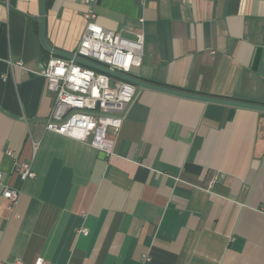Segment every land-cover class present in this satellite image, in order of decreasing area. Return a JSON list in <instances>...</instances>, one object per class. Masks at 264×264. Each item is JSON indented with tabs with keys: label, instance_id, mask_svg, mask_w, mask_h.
Instances as JSON below:
<instances>
[{
	"label": "crops",
	"instance_id": "0c3cea01",
	"mask_svg": "<svg viewBox=\"0 0 264 264\" xmlns=\"http://www.w3.org/2000/svg\"><path fill=\"white\" fill-rule=\"evenodd\" d=\"M87 8L0 0L1 263L264 264V112L138 87L110 158L45 129L40 72L74 53ZM95 15L142 35L138 80L264 106V0H100Z\"/></svg>",
	"mask_w": 264,
	"mask_h": 264
},
{
	"label": "built area",
	"instance_id": "2783aa9c",
	"mask_svg": "<svg viewBox=\"0 0 264 264\" xmlns=\"http://www.w3.org/2000/svg\"><path fill=\"white\" fill-rule=\"evenodd\" d=\"M99 1L84 0L88 6L83 14L85 26L72 55L119 74L132 76V70L141 65L143 37L136 34L134 39H127L97 25L95 6ZM13 65L20 66L21 63L15 62ZM40 76L45 79L47 89L55 94L53 109L45 129L85 143L102 153L105 158H110L121 125L118 114L133 101L136 87L73 60L62 58L48 59ZM5 154L14 156V152L9 149ZM16 171L23 182L35 178L32 167L26 162L17 163ZM2 196L10 204H14L19 192L5 186ZM80 233L85 236L88 234L84 229ZM33 264L49 263L36 257Z\"/></svg>",
	"mask_w": 264,
	"mask_h": 264
},
{
	"label": "water",
	"instance_id": "95a60500",
	"mask_svg": "<svg viewBox=\"0 0 264 264\" xmlns=\"http://www.w3.org/2000/svg\"><path fill=\"white\" fill-rule=\"evenodd\" d=\"M42 1V0H41ZM40 22H41V34L43 33V8L41 5V13H40ZM42 39V43L46 46L45 42H44V38L43 35L41 37ZM56 55L69 59V60H73L74 62L87 66L89 68H92L94 70L100 71L102 73H105L109 76L124 80L126 82L131 83L132 85H134L136 88H147V89H154V90H158V91H162V92H166L169 94H173V95H177V96H181V97H185V98H191V99H197V100H203V101H207V102H212V103H218V104H225V105H229V106H236V107H241V108H248V109H252V110H256V111H260V112H264V106L261 105H256V104H249V103H243V102H235V101H228V100H219V99H215V98H208V97H201V96H196V95H192V94H186L183 92H177V91H173V90H169L166 88H160L157 86H153L150 84H147L143 81L138 80L137 78L133 77V76H125L122 74H119L115 71H112L110 69H107L105 67H102L100 65L94 64L92 62L83 60L81 58L75 57L73 55H68V54H62L59 52H53ZM101 156H104L102 153H100Z\"/></svg>",
	"mask_w": 264,
	"mask_h": 264
}]
</instances>
